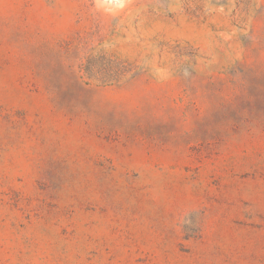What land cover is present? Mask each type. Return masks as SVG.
Wrapping results in <instances>:
<instances>
[{
	"label": "rangeland",
	"instance_id": "rangeland-1",
	"mask_svg": "<svg viewBox=\"0 0 264 264\" xmlns=\"http://www.w3.org/2000/svg\"><path fill=\"white\" fill-rule=\"evenodd\" d=\"M0 264H264V0H0Z\"/></svg>",
	"mask_w": 264,
	"mask_h": 264
}]
</instances>
